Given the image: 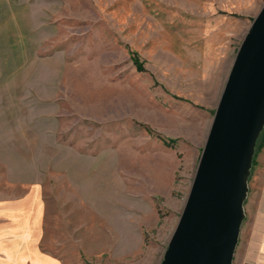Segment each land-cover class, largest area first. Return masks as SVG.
Listing matches in <instances>:
<instances>
[{
	"label": "rangeland",
	"instance_id": "1",
	"mask_svg": "<svg viewBox=\"0 0 264 264\" xmlns=\"http://www.w3.org/2000/svg\"><path fill=\"white\" fill-rule=\"evenodd\" d=\"M263 2L0 0V199L38 188L43 249L160 264ZM247 185L232 264H264Z\"/></svg>",
	"mask_w": 264,
	"mask_h": 264
},
{
	"label": "water",
	"instance_id": "2",
	"mask_svg": "<svg viewBox=\"0 0 264 264\" xmlns=\"http://www.w3.org/2000/svg\"><path fill=\"white\" fill-rule=\"evenodd\" d=\"M250 20L160 264H232L264 128V2Z\"/></svg>",
	"mask_w": 264,
	"mask_h": 264
},
{
	"label": "crops",
	"instance_id": "3",
	"mask_svg": "<svg viewBox=\"0 0 264 264\" xmlns=\"http://www.w3.org/2000/svg\"><path fill=\"white\" fill-rule=\"evenodd\" d=\"M248 183L255 190L259 208L254 230L247 233L248 254L252 257L259 248L264 254V143L254 153ZM40 227L38 188L20 197L0 199V264H63L60 257L40 246Z\"/></svg>",
	"mask_w": 264,
	"mask_h": 264
},
{
	"label": "trees",
	"instance_id": "4",
	"mask_svg": "<svg viewBox=\"0 0 264 264\" xmlns=\"http://www.w3.org/2000/svg\"><path fill=\"white\" fill-rule=\"evenodd\" d=\"M263 143H264L263 139H261L260 141L256 142L255 151H257L263 145ZM252 162H253V160H252Z\"/></svg>",
	"mask_w": 264,
	"mask_h": 264
}]
</instances>
